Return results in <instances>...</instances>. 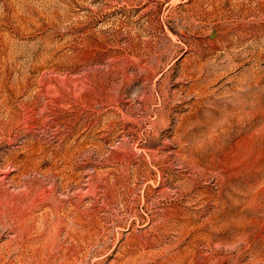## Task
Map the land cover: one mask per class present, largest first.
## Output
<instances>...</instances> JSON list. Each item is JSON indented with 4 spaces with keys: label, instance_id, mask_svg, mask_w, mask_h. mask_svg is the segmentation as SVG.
I'll use <instances>...</instances> for the list:
<instances>
[{
    "label": "rangeland",
    "instance_id": "1",
    "mask_svg": "<svg viewBox=\"0 0 264 264\" xmlns=\"http://www.w3.org/2000/svg\"><path fill=\"white\" fill-rule=\"evenodd\" d=\"M0 264H264V0H0Z\"/></svg>",
    "mask_w": 264,
    "mask_h": 264
}]
</instances>
